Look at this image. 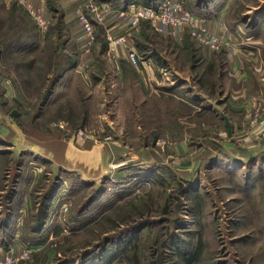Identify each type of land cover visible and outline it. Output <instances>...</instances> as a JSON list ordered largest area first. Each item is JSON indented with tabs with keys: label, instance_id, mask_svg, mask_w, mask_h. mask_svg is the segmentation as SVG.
<instances>
[{
	"label": "rangeland",
	"instance_id": "obj_1",
	"mask_svg": "<svg viewBox=\"0 0 264 264\" xmlns=\"http://www.w3.org/2000/svg\"><path fill=\"white\" fill-rule=\"evenodd\" d=\"M179 2L219 44L143 23L134 51L163 69L137 90L92 69L53 84L49 22L0 0V47H16L0 61V258L31 247L17 264H264V0ZM218 17L230 37L208 25ZM37 129L102 147L103 171L51 164Z\"/></svg>",
	"mask_w": 264,
	"mask_h": 264
},
{
	"label": "crops",
	"instance_id": "obj_2",
	"mask_svg": "<svg viewBox=\"0 0 264 264\" xmlns=\"http://www.w3.org/2000/svg\"><path fill=\"white\" fill-rule=\"evenodd\" d=\"M28 1L40 11L41 16L49 22L50 28L54 30L50 33V37L54 41L51 43L52 51L55 55V64L53 66L61 69V74L54 84L59 83L61 86V84L68 83V86H72L76 78L70 74L80 69L84 71L92 69V72H94L92 77L98 82L115 79L119 81L134 80L136 85L139 86L137 90H147V86L144 87L145 80H149L150 86L155 81L158 83L159 80L156 79L158 76L155 77V75L160 74L163 68L155 66L156 69H154L155 67L149 59L139 62L138 67L130 64L127 60L128 51L130 49L134 50V41L137 36L142 34L141 26L145 22L137 30H131L127 17L124 14L122 15V11L127 10L130 4H147L149 0H98L102 9L101 16L103 19L102 21L92 22L94 38L91 42H89L88 33L79 24L75 15L76 8L81 6L84 0ZM56 24H58L57 29ZM208 25H210V28L215 29L216 34L220 36L228 35L227 37H230L232 35L230 31L225 30L224 23L219 17L212 19ZM35 27L36 29L31 37H34L36 44L32 50L33 52L38 50L36 53H39L43 51L42 48L45 44L44 42L39 43L38 27L37 25ZM109 36L113 39L124 36L126 40L121 44L110 47ZM9 44L7 43L0 47V61L7 55L8 49L16 48L14 44ZM232 54L233 56L230 59L234 61L237 54L235 55L234 52ZM107 67H110V70H116L110 73ZM159 68L160 73L154 74V70L158 72ZM84 78H86V75ZM81 79H83V76ZM165 81L167 79H163L162 82ZM54 92L55 89L53 88L51 96L54 95ZM51 100L50 97L48 101L50 102ZM230 102L231 98H227L221 104L227 108L225 110L227 113H224L226 116H228V112L236 109ZM34 141L37 147L42 149L41 154H39L46 156L51 164L63 168L64 171L71 173L78 171L85 176H92L100 174L105 167L103 162L107 160V157L103 154L104 149L93 143L87 144L90 147H81L69 138L57 137L52 129H37L34 134Z\"/></svg>",
	"mask_w": 264,
	"mask_h": 264
},
{
	"label": "built area",
	"instance_id": "obj_3",
	"mask_svg": "<svg viewBox=\"0 0 264 264\" xmlns=\"http://www.w3.org/2000/svg\"><path fill=\"white\" fill-rule=\"evenodd\" d=\"M27 8L29 14L36 19L38 26L45 24L44 17L28 0H20ZM98 0H84V2L76 8L75 15L79 24L84 28L89 36V42L93 40V21H102V9ZM129 21L131 30H137L143 22H148L159 35H168L174 38H179L184 29L190 31L191 36L200 44L210 48L218 46L219 41L212 31L202 26L200 20L194 14L185 10L179 0H151V3L140 4L132 3L127 10L122 11ZM126 38L113 39L108 37L110 47H114ZM127 60L130 64L138 67L141 58L137 53L130 49L127 54ZM107 136L105 140L109 139ZM33 249L28 247L20 253H17L14 248L9 249L5 256L0 258V264H17L19 261L28 260Z\"/></svg>",
	"mask_w": 264,
	"mask_h": 264
},
{
	"label": "trees",
	"instance_id": "obj_4",
	"mask_svg": "<svg viewBox=\"0 0 264 264\" xmlns=\"http://www.w3.org/2000/svg\"><path fill=\"white\" fill-rule=\"evenodd\" d=\"M60 74H61V72L59 73V72H57V75H55V77L53 78V82L55 83V81L57 80V78L60 76ZM53 83V84H54ZM52 93H53V87L48 91V93L46 94V96L44 97V100H43V103H42V105L44 106L47 102H48V100H49V98L51 97V95H52ZM43 108V107H42ZM42 222H44V221H42ZM103 258V256L101 257V259Z\"/></svg>",
	"mask_w": 264,
	"mask_h": 264
}]
</instances>
